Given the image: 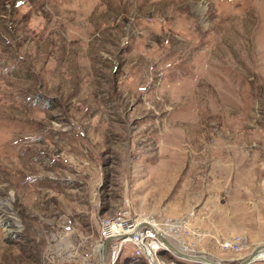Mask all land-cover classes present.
<instances>
[{"label": "rangeland", "instance_id": "374dc122", "mask_svg": "<svg viewBox=\"0 0 264 264\" xmlns=\"http://www.w3.org/2000/svg\"><path fill=\"white\" fill-rule=\"evenodd\" d=\"M123 210L264 245V0H0V264H99Z\"/></svg>", "mask_w": 264, "mask_h": 264}, {"label": "built area", "instance_id": "2783aa9c", "mask_svg": "<svg viewBox=\"0 0 264 264\" xmlns=\"http://www.w3.org/2000/svg\"><path fill=\"white\" fill-rule=\"evenodd\" d=\"M190 219L186 217L167 218L158 221L150 217H133L126 210L119 211L115 217H105L101 220V238L108 240L109 264H115L128 244L133 245V256L145 258L149 264H183L177 253L160 237L162 234L174 245L173 239H183V231L188 230ZM185 241V240H182ZM247 237L242 236L237 241L224 242L227 249H240L247 244ZM188 247L184 243L175 244ZM170 257L171 263L161 260ZM188 261V260H187Z\"/></svg>", "mask_w": 264, "mask_h": 264}, {"label": "water", "instance_id": "95a60500", "mask_svg": "<svg viewBox=\"0 0 264 264\" xmlns=\"http://www.w3.org/2000/svg\"><path fill=\"white\" fill-rule=\"evenodd\" d=\"M161 239L163 241L166 242L167 245H169L176 253L177 255L185 260L188 261H193V262H197V263H204V264H227V263H223L219 260H214L206 255H197V254H189V253H185L179 249H177L176 246H174L171 242L168 241V239H166V237H164L162 234L160 235ZM107 248H108V240H104V242L101 244L100 246V252H101V261L99 264H106L107 261ZM264 248V245L262 247H259L258 249H256L254 251V253L252 255H250L248 258H246L244 261L238 263V264H252L254 263L256 260L253 259V257H255V255L258 253V251L260 249Z\"/></svg>", "mask_w": 264, "mask_h": 264}, {"label": "trees", "instance_id": "16d2710c", "mask_svg": "<svg viewBox=\"0 0 264 264\" xmlns=\"http://www.w3.org/2000/svg\"><path fill=\"white\" fill-rule=\"evenodd\" d=\"M184 264H204V263H189V262H183ZM115 264H149L148 261L145 258L142 257H127L123 261H117ZM252 264H264V262L261 263H252Z\"/></svg>", "mask_w": 264, "mask_h": 264}, {"label": "bare ground", "instance_id": "6f19581e", "mask_svg": "<svg viewBox=\"0 0 264 264\" xmlns=\"http://www.w3.org/2000/svg\"><path fill=\"white\" fill-rule=\"evenodd\" d=\"M262 252H264V248L260 249V250L258 251V253L255 255V257H253V259H254V260H256V259L261 260V259H259V258H257V257H259L258 255H260V253H262Z\"/></svg>", "mask_w": 264, "mask_h": 264}]
</instances>
